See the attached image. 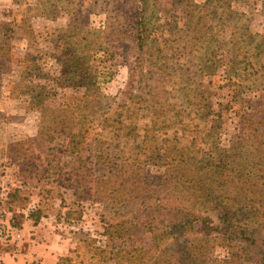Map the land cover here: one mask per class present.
Instances as JSON below:
<instances>
[{"label": "rangeland", "instance_id": "1", "mask_svg": "<svg viewBox=\"0 0 264 264\" xmlns=\"http://www.w3.org/2000/svg\"><path fill=\"white\" fill-rule=\"evenodd\" d=\"M184 1L0 0V229L14 227L24 213L40 209L42 222L69 246L59 264H127L121 251L132 246L142 249L132 264H153L150 234L139 232L133 243L122 229L121 222L138 205L123 202L124 191L109 193V183L102 193L95 192L93 181L109 171L94 157L95 149L101 148L112 168L125 174L141 171L154 182L162 170L158 154L182 148L190 158L214 163L236 140H264V123L258 127L264 117V0H231L237 15L220 22L222 6L229 0L219 8L197 9L194 22L213 12L203 18L209 32L200 41L184 26L192 10ZM188 1L205 5V0ZM143 5L151 45L162 60L152 76L127 90L129 68L138 65L140 55L131 39L133 18L135 8ZM76 40L89 59L98 81L95 91L101 96L87 97L84 105V88L73 85L80 72L69 74L70 46ZM148 48L143 51V72L147 56L154 52ZM143 83L153 88L151 96L144 97L146 110L138 109L134 103L139 100L132 99L143 96ZM64 104L76 109L87 105L94 115L87 117L91 120L85 141L74 153L68 149V135L57 137L47 130L40 134L43 116ZM154 104L166 110L158 111V118L151 113ZM252 109L254 118L248 120ZM119 112L122 124L134 128L120 139L111 130ZM250 128L259 129V134ZM142 140H148L143 147ZM192 140L195 146L189 145ZM70 177L73 181L67 182ZM76 177L82 182L76 183ZM119 177L115 182L122 189ZM85 181L92 189L82 193L78 186L85 188ZM68 185L75 196L65 189ZM68 211L72 215L66 219ZM203 217L218 222L211 214ZM6 242L0 236V247ZM224 256L212 248L209 262Z\"/></svg>", "mask_w": 264, "mask_h": 264}, {"label": "trees", "instance_id": "2", "mask_svg": "<svg viewBox=\"0 0 264 264\" xmlns=\"http://www.w3.org/2000/svg\"><path fill=\"white\" fill-rule=\"evenodd\" d=\"M222 1L205 0V5L202 7L189 4L188 0L184 1L187 9L192 8L184 18V26L190 35L192 34V39L197 41L205 38L209 32V25L206 20L203 22V18L213 14V12L206 13L204 17L200 15L194 22L197 15L196 10L200 8L210 10L214 5L219 8L218 4H221ZM230 3L231 0L223 3L222 14L219 16L218 22L237 15L232 11ZM143 7L144 5L135 8L133 18L134 32L131 39L136 44L140 55L138 65L129 68L127 90H133L137 83L146 81L149 76H152L153 70H156L157 62L162 60L155 56L160 52L159 49L151 45L154 39L150 38V30L145 24ZM191 25L194 26L193 30H191ZM186 30L185 33H188ZM260 38L264 40V36H260ZM148 45H150V50L154 48L151 50L154 52L147 56L149 58L146 60L147 69L143 72V62L145 61L143 51L149 50ZM70 47L73 51L70 53L69 68L72 71L69 74L80 72L77 75V82H73V85L78 89L84 88L82 98L84 105L89 96L101 97L95 91L98 81L89 65V59L83 57V47L77 40L74 46ZM139 63L142 64L139 65ZM156 75L158 78L162 77L160 72ZM158 83L160 80H157ZM143 84V89L139 88V92L143 96L134 95L132 99L139 100L134 103L135 106L138 105V109L146 110L148 102L144 100V97L151 96L153 88ZM75 106H79V104L77 103ZM81 106L76 109L69 108L66 104L62 109L44 115L41 136L45 134L43 132L46 130L57 137L68 135L70 152L74 153L81 149L87 135L86 125L91 120L86 121L87 117L94 116L92 108L86 107L87 105ZM155 107L154 104L151 108L155 109ZM160 110L166 111L159 107L151 113L158 118ZM84 111H87V114ZM253 113L255 111L252 109L247 115L248 120L254 118ZM121 117L122 112L116 114V118L113 120L114 125L111 126L114 136L118 139L127 136L131 130H134L132 126L123 125ZM105 120L107 121V118ZM263 123L264 117L260 119L258 127ZM104 128L101 129L105 132ZM249 130L259 134L257 128ZM50 139H53V136ZM118 141L126 142L125 140ZM146 142L148 140H142V147ZM174 142L173 145H177V142ZM195 142L196 140H192L189 145L195 146L193 144ZM182 151L184 150L180 148L178 152L174 150V152L158 154L157 159L161 161L160 169L162 168V170L158 172L154 182H149L141 171L125 174L117 166L112 168L114 164L110 166V159L108 156H104L105 153L101 148L95 149L94 153L97 155L94 157L100 159L99 164L109 167L108 172L98 175L93 181L95 192L102 193L103 187L106 188V184L109 183V193L116 195L124 191L126 199L123 202L138 205L137 210L131 214L130 218L121 222L122 229L127 235V241L135 243L138 240H132V237L139 232L149 233L155 248L153 264H210L209 253L212 248L224 252L225 256L223 260L214 261L211 264H238L240 261L264 264V140H236L214 163L197 161ZM120 174L123 177L120 182L123 186L122 189L115 182V179L120 178ZM66 181H73V179L70 177ZM74 181L82 182H77V177ZM88 183L85 181V188L82 189L83 186L80 185L78 189L82 193H86L92 189L87 187ZM65 189L72 190V195H76L72 185L65 186ZM207 214L215 216L217 224H213L209 219L203 217ZM71 215V212L68 211L65 213V218L67 219ZM28 217L39 221L43 217L42 211L40 209L31 211ZM13 226L18 227L19 224L14 223ZM113 227V224H108V228ZM138 251L142 252V249L132 246L123 248L121 252H124L125 258L123 259L127 264H132L133 256Z\"/></svg>", "mask_w": 264, "mask_h": 264}, {"label": "crops", "instance_id": "3", "mask_svg": "<svg viewBox=\"0 0 264 264\" xmlns=\"http://www.w3.org/2000/svg\"><path fill=\"white\" fill-rule=\"evenodd\" d=\"M29 213H24L16 227L19 239L0 247V264H59L69 246L64 241L59 242L48 222L43 223L42 218L34 221L28 217Z\"/></svg>", "mask_w": 264, "mask_h": 264}, {"label": "built area", "instance_id": "4", "mask_svg": "<svg viewBox=\"0 0 264 264\" xmlns=\"http://www.w3.org/2000/svg\"><path fill=\"white\" fill-rule=\"evenodd\" d=\"M18 230L14 227H8L5 229H0V236H4L5 240L8 241H17L20 237Z\"/></svg>", "mask_w": 264, "mask_h": 264}]
</instances>
